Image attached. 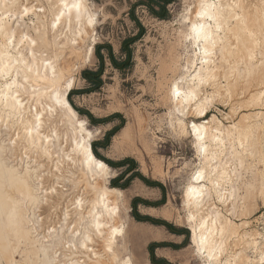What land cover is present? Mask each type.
<instances>
[{"label":"bare ground","instance_id":"obj_1","mask_svg":"<svg viewBox=\"0 0 264 264\" xmlns=\"http://www.w3.org/2000/svg\"><path fill=\"white\" fill-rule=\"evenodd\" d=\"M24 1L26 4L21 6L20 14L34 13L32 14L35 21L31 27L35 35L34 38L22 31L18 33L9 21L10 18H13L11 12L15 11V8L19 7L23 1L0 0V119L5 121L6 125L9 123L10 126L15 127V131L17 132L15 136L18 140L17 143L13 142L16 143L15 145H20L25 152H36L35 155L38 154L40 159L42 156L45 158L46 155L47 160H49L51 147L49 148L48 146V136L40 133L42 130L38 129L40 120L43 119L41 116L44 114L45 109L48 108L44 103H46L45 101H49L50 109H56L57 106L63 108L61 112L65 113L66 119L64 120H66L67 124L66 131L64 132L65 142L67 143L69 140L68 151H70L71 155L73 153V155L77 156V158L72 159L73 164L70 167H74L72 165H76V161L78 162L76 169L83 173L86 185L93 189L95 194L89 201L85 197H79V195L76 198L75 212L83 208L82 205L86 200L89 202V209L86 212L88 213L87 229L80 232L79 227V233L75 230L76 227H72L74 231L72 228L70 231H67L69 232L67 242L70 245L67 247L68 249L64 246L70 253L68 255L63 254L66 256L62 255L63 258L65 257L64 261L59 260L57 253L51 250L52 248H50L48 243L43 241L42 238L44 236L42 238L39 237L42 233L38 234L39 232L36 231L38 227L35 226L37 227L35 230V227L33 228L29 224V219L26 217L27 213L25 214V202L32 206L37 204L38 201H42L39 200L40 196L37 194V186H34L35 184L33 185L32 183L35 180L34 174L36 170L30 169L34 166H29V168L24 164L25 168L19 170L15 167V163L14 165L6 163L3 159L4 157H1L5 148L4 142L0 139V261H3L4 264H135L126 245L125 226L120 216L123 191L116 189V187L107 186L108 178L112 173L111 169L108 164L96 158L92 153L90 141L93 134L87 127L86 120L78 116L65 98L66 92L73 87L75 79L69 66L72 63L70 59L79 57L82 49V46H78L79 44L76 43L77 38L75 36L82 39L80 38L82 34L81 31H77L73 35L69 34L67 36L63 30L69 29L71 24L73 26L81 24L84 31H86L87 26L92 27L91 30L93 31V27L96 24V14L90 10L87 0H34L40 4L39 10H35L36 7L32 4L28 5L27 1L29 0ZM19 2L20 5L17 6ZM30 3L32 2L30 1ZM260 3V5L251 2L248 4L247 0H197V6L193 10L194 14H191L192 17L188 19L189 24H182L183 28L180 30L181 36L174 43L175 46L171 48L175 49V47L183 46L186 51L188 47L192 51L186 56L185 71L182 72V75L177 79L173 78L167 84L166 99L169 105H171V110L168 112L170 116L169 125L175 133L179 135L187 133V123L184 121V116L187 113L186 110H190L197 116H202L205 113L211 99H209L208 95H200L201 90H203L201 86L207 83L215 85L216 90L214 94L210 95L211 98H214L221 97L226 91L228 92V88L231 89L236 84L225 83L226 88L224 90L221 86H217L219 83H217V79L221 75L220 61L229 62V60L243 56L246 60L249 59L247 61L250 62V70L248 69V71H256L257 69L255 68L260 69L256 73H259V78L264 81V0ZM208 19L212 20V24L207 21ZM61 25L67 28H59ZM63 32L67 36H65V41L60 40V37L64 35L62 34ZM186 41H188L187 44ZM21 46H27L29 55L23 53L24 51ZM92 50V46H87L86 60H89ZM256 53L259 56V60L255 59ZM180 56L178 54H169V57L161 62L158 72L160 78L158 82L159 87L166 86L165 79H167L168 74L177 75L180 71V60H182ZM197 59H199L200 65H198L193 74H188L189 68L195 65ZM59 60L61 61L60 66L58 65ZM83 61H85L84 58ZM254 61L258 65L254 64ZM248 71L246 70V72ZM17 75H20L28 83V88L24 89L25 91L27 90L26 93L28 95L23 92L24 90L22 92L34 101L32 108L30 107L32 105H24L23 101L26 99L23 100L24 98L21 99V95H18L21 92L15 88L18 87L16 84L19 83L16 80ZM242 76L244 78V75ZM226 79L228 78L226 77L224 80L226 81ZM259 82L261 84V81ZM25 83L23 84L25 85ZM20 86L23 87V85ZM263 97L264 90H256L250 93L247 102L261 105L260 102L264 100ZM58 111L60 112L59 109ZM59 112V116L60 114L63 115V113ZM257 112L241 114L242 116L237 122H233L228 126H223L215 117L206 122H191L192 136L200 163L194 167L184 186L182 205L186 210L185 220L190 230V247L202 264H264V220L262 231H252L246 228L249 224L246 220L236 224L229 217L232 213L227 208L232 199L236 200L237 198L239 201L240 198H238L239 195L236 191L242 187L238 186V183L235 188L232 185V181H234V179L232 180V175L234 171L236 172L237 165L238 167L246 166V169L251 170V175L256 171L257 175L250 177L243 185V189L249 191L257 184V193L264 200V141L263 144H260L258 141L260 136L264 137V113L259 114L260 121H257ZM49 114L52 113L49 112ZM130 135V126L127 125L114 138L113 147L117 148L124 140L129 139ZM226 155L228 158H226ZM61 157H64V155ZM255 158L258 160V164H261L260 169L251 166L252 164L248 162L250 159L253 160ZM75 159L76 161H74ZM45 162L50 164L48 161ZM231 162L234 163V167L232 168ZM48 164L45 165L48 166ZM66 164L68 165V162ZM70 167L68 171H70ZM56 168L58 167L56 166ZM54 174L55 172H53V176ZM62 178L64 177L62 176ZM62 178L59 177V179ZM40 180L42 179L40 178ZM99 181L104 182V184H99ZM5 187L12 189L13 193H7L8 190L6 191ZM50 188L54 189V187ZM253 188L256 189L255 187ZM41 193L39 192V195ZM61 193L63 194H61L62 196H65L68 192H65V194L61 191ZM252 193L254 194V192ZM67 195L69 196V194ZM73 195L75 196V194ZM51 196L49 195L50 198ZM56 197L53 199H56ZM63 198L66 199V197ZM53 203L45 205V210L47 213L49 212L50 217L44 218L51 221L55 218L56 220L61 219L59 212H57L60 208V203L58 200H56V205ZM216 203L223 206L224 210H221L222 208L220 209V207L218 208ZM71 204L74 203L72 202ZM32 211L35 210L32 209ZM55 211L56 217L54 216ZM67 211L63 214L64 219L70 215L69 211V215H67ZM79 211L78 213H80ZM53 212L54 215H51ZM81 213L79 215H83ZM243 213L245 214V212ZM74 215L77 216V214ZM84 217L85 215L83 219ZM78 219L76 217L75 221ZM35 221H38V219ZM65 221L67 222L68 220L66 219ZM36 224L38 225V222ZM67 227L70 226L66 225ZM76 234H78V237ZM94 238L98 239L96 242H100V249H96L93 246L94 244L92 245Z\"/></svg>","mask_w":264,"mask_h":264},{"label":"rangeland","instance_id":"obj_2","mask_svg":"<svg viewBox=\"0 0 264 264\" xmlns=\"http://www.w3.org/2000/svg\"><path fill=\"white\" fill-rule=\"evenodd\" d=\"M22 1L23 3H21V5L20 2L17 5H20L19 7H17L18 9L15 8V11L11 12L13 18H10L11 20L9 19V21L11 25L15 27L18 33L22 31L34 38L35 35L33 29L31 28L35 21L33 15L34 13L28 12L29 14H20L22 9L21 6L23 4H26L24 0ZM30 1L32 3H30ZM27 2L28 5H34L36 7L35 10H39L40 4L38 1V3L34 0H29ZM250 2L253 4L255 3L256 5H260V2H262V0H247L248 4ZM87 3L90 10L96 14V24L93 27V31L91 30L92 27L90 26H87L86 31H84L83 25L81 24H79L80 26H73V24H71L69 29L64 25V28H62V25L61 27H59L61 29L67 28L63 30L65 34H67V36L69 34L73 35V33H76L77 31H81L82 34V36L80 37L82 39H79V37L75 36L77 38L76 43L79 44L78 46H82V49L80 51V58L75 56L76 58L73 57L70 59V62L72 63H70L69 66L71 67V71L75 79L73 87L66 92L65 98L68 101L69 105L78 114V116L86 120L87 127L93 134L90 145L91 151L96 158L101 159L94 153L92 143H98V145H96V152L105 159L111 160L114 163H118L124 159H130L134 163L132 166L129 163L117 167L108 165L112 173L107 182V186L112 188L116 187V189H120L123 191L122 204L120 206V216L125 226V239L127 242L126 245L129 252L131 253V258L135 264H202L200 259L194 255L190 247V230L185 220L186 210L182 205L184 186L188 181L191 172L194 170V167H196V165H199L200 163L199 156L195 149V141L192 136L191 122H206L212 119V117H215L223 126H228L233 122H237V120H239L243 114H249L253 112L256 113L257 111L258 114L256 116V120L260 121L259 114L264 113V100L260 102L261 105H254L247 102L250 93H253L256 90H264V81L259 78V73H256V71L259 72L260 69L255 68L257 69L256 71L251 70L249 72L248 69L250 70V62L247 61L249 59L246 60V58H243V56L236 57L235 59L229 60V62L220 61L219 64L222 66H220V69H223L225 72L223 70H220L221 75L217 79V83L219 82L217 86H221V88L224 90V88H226L225 83L227 84L229 82L230 84H236H234V86L232 87L233 89L228 88V92L226 91V93H224L221 97L214 98H211L210 95L214 94V91L216 90L215 85H213L212 83H207L204 86H201L204 92L203 90H201L200 95H208L209 99H211L207 106V109L202 116H197L190 110H186L187 113L186 116H184V121L187 123V133L184 135H179L175 133V131L169 125L170 116L168 115V112L171 110V105H169V102L166 99V92L168 88L167 84H169L171 80H173V78L177 79L182 75V72L185 71L186 56L192 51H190L191 48L189 47L186 51L183 46L175 47V49L171 48L172 46H175L174 43L177 42L179 37L181 36L180 30L183 28L182 24H189L188 19L192 17L191 14H194L193 10L197 6V0H171V2L166 5L167 17L162 19L154 16V14L149 11L147 5L145 4L146 0H87ZM154 8L158 9V7L156 6H154ZM207 21L212 24L211 19H208ZM140 28L143 29L142 33L134 41L129 42L126 45L127 48L125 49L123 47L125 40L131 37H135L139 33ZM64 32L62 34H64ZM65 34L60 37L61 41H65ZM187 43L188 41H186V44ZM105 45H108L109 49L108 47H104ZM87 46L93 47L92 54L89 60H86ZM97 46H100L99 53L102 55V64L101 60L96 55ZM21 48L24 51L23 53L28 54L27 46H21ZM109 50H111L112 56L116 61L124 63V66L122 68H116L113 65L108 56ZM128 52L129 55H127ZM169 54L181 55V68L177 75L168 74L167 79H165L166 86L163 85L162 87H159L158 82L160 78L158 72L160 69V65L164 59H167L169 57ZM83 58L85 59V61H83ZM255 59L259 60V56L257 55V53L255 55ZM198 60L199 59H197L195 65L192 68H189L188 74H193L198 65H200ZM244 61L245 63H243ZM246 61L249 63H247ZM254 64L258 65L256 61H254ZM58 65H61L60 60L58 61ZM224 65L226 67L229 66L231 70L229 67L226 68ZM232 66L235 67L232 68ZM99 68H101V84L96 89L89 90V88L92 87L93 84L87 82L82 77L81 72L85 69L97 71ZM246 70L248 72H246ZM233 71L236 73H234ZM221 72H223L224 74ZM231 72H233L234 74ZM251 72L254 74H252ZM242 75H244V78ZM222 76L225 77L223 78ZM226 77L228 79H231H226V82L224 80ZM21 78L22 77L20 75H17L16 80L19 83L16 84L18 87L15 88L19 90V92H21L18 94L21 95V99H26L25 101H23V104L26 106L32 105L30 106L32 108L34 105V101H32V98L29 99V97L27 96L28 93H26L27 90H24L25 88H28V83L24 81L23 78ZM259 81H261V84ZM23 83H25V85ZM19 84L23 85V87ZM22 91L27 95H25ZM229 91L231 93L230 95ZM42 102L44 103V101ZM45 102L46 103H44V105L46 104L48 108L46 107L47 109H45V112H43L44 114H42L41 116V118L43 119L40 120L38 129L42 130L40 131V133H44L48 136V146L49 148L51 147L50 149L52 150L51 151L49 149L51 161L49 162L50 159L47 160L48 158L46 155L45 158H43L44 156H42L43 159H40L38 154L35 155L36 152H25L20 147V145H15L18 141L17 137L15 136V134L17 133L15 131L16 129L15 127L10 126L9 123H7L9 125L8 127V125H6L5 121H2V119H0V139H2V141L4 142L3 144L5 149L3 150L1 157H4L3 159L6 163H11L10 165H14L15 163V167H17L19 170L24 169L26 165L28 167L34 166L35 168H29L36 170L37 173L35 172L34 174L35 180H37L39 177L43 180L42 181L39 178L37 181H32L33 185L35 184L34 186H37V194L38 196H40L39 200L42 201H38L37 204L32 206H30L31 204L25 202V214L27 213L26 217L29 219V224L33 228L35 226L38 227L39 230L37 229V227H35L34 229H37L36 231L39 232V235L40 233H42L39 237L42 238L44 236V238H42L43 241L45 243H48L50 248H52L51 250H54L57 253V256L59 257L57 258L59 260L64 261L63 259H65V257L63 258V256L66 255L63 254L68 255V253H70L67 250V247L70 245V243L68 244L67 242V235L69 234V232L67 231H70L72 227H76L75 230L77 232H79V227L80 232L87 229L86 226L88 221V213L86 212H88L89 209L88 201L93 198L95 193L93 189L86 185L85 178H83V173L76 169L78 167V162L76 161V159L74 161H76L77 166L72 165L74 167H70L71 164H73L72 159L77 158V156L73 155V153L71 155L70 151H68L69 140L67 139V143L65 142L66 139L64 137V132L66 131L65 128L67 124L66 120H64L66 119L65 113L61 112L63 111V108L55 106L56 109H50V106L48 104L49 101ZM76 108L86 111L92 116V118L96 120L105 118H108V120L92 123L89 120L87 114L79 113ZM58 109L60 110V112L58 111ZM49 112L52 114H49ZM58 112L63 113V115L60 114L59 116ZM174 113H176V111H174ZM127 125L130 126L131 135L129 139L124 140L122 144H120L117 148H114V138L118 136L122 129ZM115 128L116 130L114 131V133L110 135L106 140L107 134ZM258 141L260 144H263L264 137L260 136L258 138ZM104 143L105 145L102 146ZM12 145L14 146V148ZM64 152H66L67 155H65L66 153ZM59 154L61 155L59 156ZM63 155L64 157H61ZM226 158H228L227 155ZM256 160V158L253 160L250 159L248 162L252 164L251 166L260 169L261 164H258L259 162L258 160ZM45 161H48L50 164ZM67 162L68 165L66 164ZM45 164H48V166H46ZM233 164L234 163L231 162V168L234 167ZM55 165L58 168L60 167L59 170ZM68 166L70 167V171H68ZM39 167L42 168L40 169ZM236 168V172L234 171L232 175V180L234 179V181H232V185L233 188H235L238 183V186L242 187V190L239 189L238 191H236V193L238 192L239 195L238 198L240 197L239 201L237 198L236 200L232 199L227 205V208L229 209L228 211L232 213V215H230L229 217L236 224L240 223L243 220H246L249 223L246 228L249 230L262 231L264 220V200L261 196L258 195L259 193H257L258 186L257 184H255L253 187L257 188L254 189L252 187L253 189L251 188L249 191L243 189V185L248 181V179H250V177H253L254 175H257L255 173L256 171H254V174L251 175V170L246 169V166L238 167L237 165ZM63 170H65L64 173ZM50 171L55 172L54 176L53 172L51 173ZM67 171L71 175H69ZM71 171L72 173H70ZM126 171L128 172L126 173ZM49 172L51 173V175ZM64 174L67 176H65ZM134 174H136L137 176L133 177L132 175ZM58 176L60 178H62L63 176L64 178L59 179ZM83 179L84 181H82ZM113 180H117L116 183L120 186H112L111 182ZM144 180L150 183H156V185H147ZM74 184H77L76 187ZM99 184H104V182L99 181ZM50 187H54V189ZM5 190H8L7 193L9 194L13 193L12 189L8 187H5ZM43 190L48 192V194H46V192H44ZM56 191L58 192V194ZM61 191L63 193L68 192L67 194H69V196L66 193L65 196H62L63 194L61 193ZM87 191L90 192L88 193ZM251 191L254 192V194ZM39 192L41 193L40 195ZM73 194H75V196ZM49 195H52L51 198L49 197ZM59 195L60 198L58 199ZM78 195L79 197H85L88 201L86 200L83 203V208H81L80 211L76 210L75 212L74 206L76 208L75 202ZM42 197L43 199H41ZM55 197L56 199H53ZM63 197H66V199ZM48 200L51 202H49ZM56 200H58V202L60 203V208H63L58 209L62 210L63 212L57 210V212H59L60 214L61 219L56 220L55 218L53 221L45 219L44 217H50L49 212L47 213L45 210V205H48L52 202H54L56 205ZM69 200L74 204H71L72 202H70ZM43 201H45V204L43 203ZM39 202L41 203L39 204ZM86 202H88V205L86 204ZM68 203L69 205H67ZM41 204L44 207H42ZM216 204L218 205V203ZM133 205H135V209H133ZM219 207L220 209L222 208L221 210H224V207L220 204L218 205V208ZM32 209L35 211H32ZM66 210L69 211L70 215L67 211V215H69V217L66 216V218L64 219L63 214ZM78 211L80 213L82 212L81 214L83 215H79L80 213H78ZM243 212H245V214ZM74 214H77V216ZM236 214L237 216H235ZM51 215H54V212ZM71 215L72 217H70ZM84 215L85 217L83 219ZM54 216L56 217V211ZM76 217L80 220L78 219L77 221H75ZM137 217L149 218L151 220H138ZM37 219L38 221H35ZM66 219L68 220L67 222L65 221ZM35 222H38V225ZM64 223L70 227L66 228V225ZM32 224L35 225L33 226ZM173 230H177L180 233H175L173 232ZM90 234L92 233L90 232ZM77 235L78 234H76V236ZM96 241H98V239L96 240L94 238V242L92 243V245L94 244V248L100 249L101 244L100 242ZM77 254L79 255V253ZM0 264H4V262L0 261Z\"/></svg>","mask_w":264,"mask_h":264},{"label":"trees","instance_id":"obj_3","mask_svg":"<svg viewBox=\"0 0 264 264\" xmlns=\"http://www.w3.org/2000/svg\"><path fill=\"white\" fill-rule=\"evenodd\" d=\"M170 2H171V0H146V3H145V4L147 5L149 11H150L152 14H154V16H156V17L162 19V18H166V17H167V9H166V5H167L168 3H170ZM154 6L158 7V9H155ZM142 30H143V29L140 28L139 33H138L135 37H131V38L126 39L125 42H124V44H123V47L126 49V48H127L126 45H127L129 42H132V41H134L136 38H138V36L142 33ZM104 47H108V49H109V46H108V45H105ZM99 48H100V46H97V47H96V55H97L98 58L101 60V64H102V55L99 53ZM127 55H129V52L127 53ZM108 56H109L111 62L113 63V65H114L116 68H122V67L124 66V63H120V62L116 61V60L113 58L112 53H111V50L108 51ZM81 74H82V77H83L87 82H89L90 84H93V86L90 87L89 90L96 89V88L101 84V77H100V76H101V68H99L97 71H93V70L85 69V70H83V71L81 72ZM76 110H77L79 113L87 114L89 120H90L92 123H97V122H102V121H106V120H108V118L96 120V119L92 118V116H91L89 113H87L86 111H83V110H81V109H77V108H76ZM114 116H115V115H114ZM115 130H116V128L113 129L112 131H110V132L107 134V136H106V140L108 139V137H109L110 135H112V134L114 133ZM106 140H105V141H106ZM96 145H98V143H92V147H93V151H94V153L96 154L97 157L103 159L108 165H110V166H112V167H117V166H121V165L128 164V163L131 164V166L134 164L133 161L130 160V159H124V160H122V161H120V162H118V163H114V162H112L111 160L105 159V158L101 157V156L96 152ZM104 145H105V143H104L102 146H104ZM128 170H130V169H128ZM127 172H128V171H126V173H127ZM132 176L134 177V176H137V175L134 174V175H132ZM132 176H131V178H132ZM131 178H129V179H131ZM116 182H117V180H113V181L111 182V185H112V186H120V185H118ZM144 182H146V184H147V185H150V186H155V185H156V183H150V182L145 181V180H144ZM157 186H159V185H157ZM122 187H124V186H122ZM133 209H135V205H133ZM137 219H138V220H151V219H149V218H142V217H137ZM153 222H155V221H153ZM173 232H175V233H180V232H178L177 230H173Z\"/></svg>","mask_w":264,"mask_h":264},{"label":"snow or ice","instance_id":"obj_4","mask_svg":"<svg viewBox=\"0 0 264 264\" xmlns=\"http://www.w3.org/2000/svg\"><path fill=\"white\" fill-rule=\"evenodd\" d=\"M177 95H179V93H177Z\"/></svg>","mask_w":264,"mask_h":264}]
</instances>
